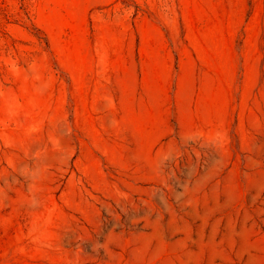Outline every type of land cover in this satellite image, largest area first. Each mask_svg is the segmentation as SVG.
I'll use <instances>...</instances> for the list:
<instances>
[{"label":"rangeland","instance_id":"rangeland-1","mask_svg":"<svg viewBox=\"0 0 264 264\" xmlns=\"http://www.w3.org/2000/svg\"><path fill=\"white\" fill-rule=\"evenodd\" d=\"M0 264H264V0H0Z\"/></svg>","mask_w":264,"mask_h":264},{"label":"trees","instance_id":"trees-1","mask_svg":"<svg viewBox=\"0 0 264 264\" xmlns=\"http://www.w3.org/2000/svg\"><path fill=\"white\" fill-rule=\"evenodd\" d=\"M22 1H24V0H22Z\"/></svg>","mask_w":264,"mask_h":264}]
</instances>
